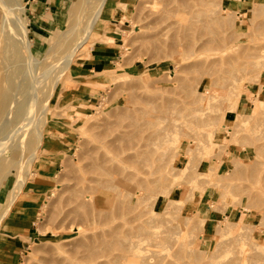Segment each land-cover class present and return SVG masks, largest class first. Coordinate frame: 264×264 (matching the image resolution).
Segmentation results:
<instances>
[{
  "label": "rangeland",
  "instance_id": "rangeland-1",
  "mask_svg": "<svg viewBox=\"0 0 264 264\" xmlns=\"http://www.w3.org/2000/svg\"><path fill=\"white\" fill-rule=\"evenodd\" d=\"M17 1L23 10L16 14L39 61L35 75L49 66L66 67L46 77L38 94L44 143L21 172L29 183L43 162L57 157L61 167L40 204L34 242L18 264H40L62 251L88 259L94 252L87 264H119L122 255L132 259L127 264L152 258L155 264H228L242 251L234 238L246 226L243 251L255 252L256 243L264 248V103L251 115L254 100L264 101V0H132L126 9L120 0L110 9L108 0L89 41L70 61L65 56L72 40L86 36L85 19L98 2L50 0L48 9L46 0ZM73 10L77 15L71 16ZM100 61H111L101 75L94 68ZM15 81L21 84L23 77ZM135 120L141 127H128ZM116 135L125 143L111 144ZM130 145L139 149L117 153L114 164L127 176L139 171L140 205L127 207L120 192H112L98 226L86 221L83 182L93 177L99 153ZM132 155H139L137 167L124 161ZM16 179L11 172L0 182V214ZM234 188L248 189L252 199L233 196ZM80 226L78 233L74 227ZM149 231L157 241L144 237L140 260L123 252L120 245Z\"/></svg>",
  "mask_w": 264,
  "mask_h": 264
},
{
  "label": "bare ground",
  "instance_id": "bare-ground-1",
  "mask_svg": "<svg viewBox=\"0 0 264 264\" xmlns=\"http://www.w3.org/2000/svg\"><path fill=\"white\" fill-rule=\"evenodd\" d=\"M12 1L13 0H0V182L5 180L6 177L11 172H14L16 174L17 179H16V182H15V185H14L12 191L10 192L11 194H9L10 199L7 202L6 207L4 208V210L0 214V226H1L2 222L5 220V218L7 217L8 213L10 212V208L12 207L14 202L16 201L19 194L21 193L23 186L26 184V178L27 177H25L21 171H23V169L25 170L27 168V167L25 168V166H27V164H29L31 161L37 160L38 150L43 146V143H44L43 131L41 130L40 124H39L38 119L36 117L38 110H39V104H40V99L38 98V94L41 92V84L44 81V79L46 77H48L49 75L52 74V75L57 76L58 72L63 73L66 69V67H65V69H61V71H58V70H60L59 66L54 65V66H49L46 69V71L42 75H40L39 77H37L35 75V72L33 71L32 67L35 66V65L33 66V64H38L39 61L36 60V58L32 52V46L30 45V43L26 39V35H27V29L25 27L26 24L22 21V18H20L16 14V10L19 11V10H23V9L17 0L15 2L16 4L11 5V4H13ZM96 1L98 3L95 5H92L94 10L90 6V8H91V10H93V12H91L89 15H87V17L85 19V21L88 22V23L86 22V24H87L86 25V30H87L86 36L81 41L79 40L78 36H76L75 39L72 40L73 44L70 46L71 49H70V51L67 52V55L65 56V60L70 61L71 58L73 56H75L78 53V51H80V49H82L86 45V43L90 39V33L93 32V30L96 28V25H97V23L101 17L103 9H104L108 0H96ZM72 3H73V1H72ZM73 6L76 7L75 5H73ZM213 6H215V5H213ZM211 10H212V8L210 9V11ZM71 12H72L71 16L77 15L76 14L77 11L73 10ZM71 12H68V13L70 14ZM87 12L89 13L88 10H87ZM223 12H226V10H224ZM73 13H75V14H73ZM84 14L86 15V12ZM78 15H80V14H78ZM80 17H85V16H80ZM78 23H81V19L76 24H73L69 28L68 32H71L73 30V26L75 29L76 25ZM218 23H221V21L219 20ZM225 23H226V21H225ZM124 41H125V38H124ZM124 41H123V43H124ZM109 42H111L112 44H115L114 43L115 39L110 37ZM210 43H214V41L211 40ZM191 55H193V54L191 53ZM189 57L190 56H188V58ZM19 76L23 77V82L21 84L16 83V81H15L17 77L19 79ZM42 78H43V80H41ZM56 82L57 81H55V84H56ZM254 103H255V105L252 106L253 108L251 110L252 111L251 115H254V117H255V114H257L259 112L260 107L264 103L263 97L258 96V98L254 100ZM263 107H264V104H263ZM78 114L73 115V116L79 117ZM243 118H245V117H243ZM252 121H253V119H252ZM158 122H161V121L158 120ZM155 123H154V125H155ZM128 127H134L136 129H138L141 126H140L139 122L137 120H135V121H131ZM228 131L231 133V129H228ZM141 132H143V131H141ZM136 135L137 134H135V136ZM117 136L118 135H116L114 141L110 142L111 144L115 141L116 142H118V141L123 142L124 141L122 136L120 137V135H119L120 138L118 137L119 139L116 140ZM137 138H139V137H137ZM125 141H124V143H125ZM127 141H129V140H127ZM106 145H108V143ZM111 146L112 145H110L107 149H111L110 148ZM125 147L123 146L122 148H120L121 150H119L118 152L114 151V150L113 151L112 150L111 151L106 150L108 152L104 151V153H103L102 151H103V149H105V147H104L102 149V151L100 152L101 154L99 153V155L97 157L98 163H96L95 167L93 168L94 169L93 177H91L89 179L87 178L83 182L84 185H83L82 191L87 192L88 195L86 198H84V200H85L84 204L83 203L81 204L82 208L80 207L82 209V217H83V219H85L88 222H92L93 224H97V226H98L100 219H102L103 217H106V215H107V211L105 210L106 209L105 206L110 201V198H111L110 194H112V192H116L117 194L120 192L119 197L121 198V196H122L124 198V202H122V204L123 203L126 204L127 207H129V205L133 204V203L140 205V201L142 200L143 194H142L140 188L143 186V181L139 178V171L135 170V173L128 174V176H127L126 174H124V172L126 170L124 167H121V168L119 166L116 167L114 164L116 161V157H118L121 153L126 154L127 151H135V150L139 149V146H133V145H130L129 147H126V148ZM115 148H112V149H115ZM158 148H160V147H158ZM28 152H30V153L27 156L26 154ZM114 152H116V153H114ZM117 153L118 154L120 153V154L118 155ZM141 156H142V154H141ZM138 158H139V155H132L131 157L126 158L128 161H126V159L124 161L126 163H129V164L131 162V164H134L137 167L140 163ZM24 160H26V162ZM120 162H122V161H120ZM24 163H25V165H24ZM149 164H151V162ZM21 173L23 174V177L21 176ZM120 173L124 174V176H126V178L120 177L121 178L120 180H119V178L117 179L116 175H118ZM154 173H157V172H154ZM128 177H129V179H127ZM160 179H163V178H160ZM134 181L136 182L135 186H131L130 184H132ZM163 181H164V179H163ZM154 183L157 185V183H159V180L158 179L155 180ZM172 185H173V183H172ZM228 188H230V187L227 186L224 189L229 190ZM247 190L248 189H246V191ZM246 191L245 190L240 191L238 188H234L231 191V193L233 195V193L236 192L233 196H239L238 194H240V197L244 196L242 198L246 199V197H247V199H249V200L252 199L251 197H253V196L250 197L249 196L250 194L246 195V193H247ZM114 195H115V193H114ZM112 197L114 198L115 196L112 195ZM222 197H223V195H222ZM243 207L245 210H248L249 212H251L247 205H244ZM133 219H135V218H133ZM192 219H194V218L192 217ZM192 219H191V221H192ZM208 219H203L202 223L203 224H205V222L207 223ZM189 220H190V218L187 219V223H189ZM190 225L188 224V227ZM71 226H72V223H71ZM76 226H79V225H76ZM194 227H196V226H194ZM74 228L77 230L78 233L81 232V226L80 227H74ZM203 229H204L203 227L202 228L200 227L197 230L198 231H201V230L204 231ZM244 229H247V226L244 227L243 230ZM61 230H59V231H61ZM191 230H193V229H191ZM243 230L234 238L235 241L238 243V245H240V247L242 248V251H240V253H239L240 255L237 257L236 261L230 262L228 264H264V257H262V254H261V252L264 251V248L259 243H256L253 245V250H255V252L251 251V253L247 254L246 251L245 252L243 251V247L247 245V240L249 239V235H248L249 233L244 232ZM54 231H55V228H54ZM56 233H57V231H56ZM52 234L55 236V233H52ZM153 234H156V235H154L155 237H153L155 239L151 240V237ZM186 234H188V233H186ZM111 235H116V232L112 233ZM156 236H157L156 232L152 233V231L151 232L149 231L148 233L144 234L143 237L138 238L137 241H131V243L128 244L127 246H124V245H120V246H121L123 252L133 254V255L137 256L136 258L139 257V260H140V258L143 257L140 254L143 250L142 249V247H143L142 243L144 241V237H147L148 239L150 238L149 241H154V240H156ZM174 245H175V243H174ZM176 247H178V246H176ZM85 248H86V246H85ZM145 249L146 248H144V250ZM181 249H182V247H181ZM173 252H172V254H173ZM93 253H91L90 256L93 255ZM142 255H143V252H142ZM90 256H88L89 259L87 257L76 258L70 252L62 251L61 253H58L56 255H52L51 257L42 260L40 262V264H79L80 262L87 264L89 262L91 263L94 260L92 258V256L91 257ZM129 258H130V256H129ZM133 259L135 260V258H133ZM116 260H120V261H118L119 264H127V261H129V260L132 262V259H128L126 255L119 256V257H117ZM145 260L147 261V262H145V264H155L154 263L155 261L153 262V258L152 259H145Z\"/></svg>",
  "mask_w": 264,
  "mask_h": 264
},
{
  "label": "crops",
  "instance_id": "crops-1",
  "mask_svg": "<svg viewBox=\"0 0 264 264\" xmlns=\"http://www.w3.org/2000/svg\"><path fill=\"white\" fill-rule=\"evenodd\" d=\"M51 1L46 0L44 4L46 8L50 9ZM118 1L109 0L110 9L114 8ZM131 2L132 0H120V4L125 6V9ZM103 57L105 56L102 55L99 60H103ZM110 63L111 61H100L95 63L94 68L101 75ZM59 167H61V162L57 157L43 162L38 172L34 174V180L26 183L22 190V196L15 202L12 215L5 220L0 233V264H18L21 257L34 242L37 231L34 227L38 219L40 204L44 201L45 196L51 192L55 172Z\"/></svg>",
  "mask_w": 264,
  "mask_h": 264
}]
</instances>
